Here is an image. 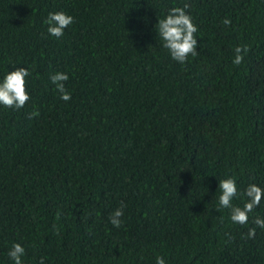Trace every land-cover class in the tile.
<instances>
[{
    "label": "trees",
    "instance_id": "16d2710c",
    "mask_svg": "<svg viewBox=\"0 0 264 264\" xmlns=\"http://www.w3.org/2000/svg\"><path fill=\"white\" fill-rule=\"evenodd\" d=\"M185 2L198 54L181 65L155 25ZM55 11L74 17L60 38ZM17 67L31 98L0 106V264L13 242L24 264H264V197L247 225L218 205L228 176L264 188V0H0V78Z\"/></svg>",
    "mask_w": 264,
    "mask_h": 264
},
{
    "label": "clouds",
    "instance_id": "9594fccd",
    "mask_svg": "<svg viewBox=\"0 0 264 264\" xmlns=\"http://www.w3.org/2000/svg\"><path fill=\"white\" fill-rule=\"evenodd\" d=\"M190 5L188 2L183 6L168 7L164 16L158 19L155 25V31L162 41L163 48L167 49L170 58L183 65L189 56L198 54V40L194 35L198 31V26L193 22V17L188 11ZM74 22V17L64 11L49 12L45 23L47 25V34L60 38L65 34V29ZM224 25L231 23L229 18L223 19ZM234 56L232 63L234 65L241 64L243 53L247 52V46L237 45L234 47ZM30 76L29 68L17 67L14 71H7L0 78V106L13 109H21L26 102L30 100V93L26 90V78ZM50 81L57 92L60 99L69 101L71 93L66 89L65 82L69 76L66 72H55L49 76ZM31 116L38 117L39 113L33 111ZM218 205L222 208L229 209V219L234 224L247 225L249 222V214L260 206L262 197H264V188L256 183H249L242 191L238 187L237 180L228 176L218 180ZM244 197L243 205L239 206L233 203L235 199ZM124 205L114 209L109 215V223L119 228L122 225V217ZM257 227L264 229V218L257 215L253 220ZM256 234V228H249L247 232L248 238H253ZM10 264H24L23 257L26 255L25 247L19 242H13L6 253ZM38 264H45V258L40 257ZM155 264H167L163 256L155 257Z\"/></svg>",
    "mask_w": 264,
    "mask_h": 264
}]
</instances>
